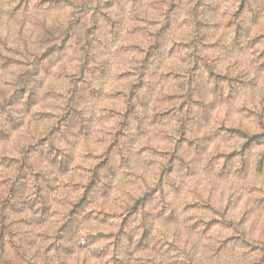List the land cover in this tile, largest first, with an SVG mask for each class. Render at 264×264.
<instances>
[{"label": "clouds", "instance_id": "9594fccd", "mask_svg": "<svg viewBox=\"0 0 264 264\" xmlns=\"http://www.w3.org/2000/svg\"><path fill=\"white\" fill-rule=\"evenodd\" d=\"M0 264H264V0H0Z\"/></svg>", "mask_w": 264, "mask_h": 264}]
</instances>
